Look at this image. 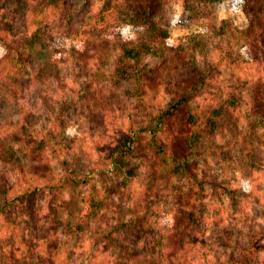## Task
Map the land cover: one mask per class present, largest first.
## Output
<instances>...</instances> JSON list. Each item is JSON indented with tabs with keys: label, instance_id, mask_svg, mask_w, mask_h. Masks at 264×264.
Masks as SVG:
<instances>
[{
	"label": "trees",
	"instance_id": "16d2710c",
	"mask_svg": "<svg viewBox=\"0 0 264 264\" xmlns=\"http://www.w3.org/2000/svg\"><path fill=\"white\" fill-rule=\"evenodd\" d=\"M172 1L201 26L177 45L163 24ZM222 1L0 0V264L24 257L28 264H255L264 255V202L260 212L249 209L264 179V0H241L245 28L220 18ZM66 69L74 98L58 92ZM226 69L232 81L222 77ZM51 80L59 84L54 93ZM126 81L134 82L141 113L125 103L133 112L120 127L113 114ZM29 92L58 95L63 113L80 107L94 139L64 114L31 137L40 116ZM223 133L231 135L227 148L218 143ZM99 152L104 159H95ZM232 152L234 161L224 163ZM210 155L222 159L199 169ZM114 178L132 200L130 216L101 215L112 204L106 181ZM176 178L191 197L172 215L150 198L172 190ZM97 179L104 184L93 191ZM68 191L75 218L58 216ZM223 195L231 214L244 216L240 237ZM212 230L224 249L210 240ZM86 239L108 251L76 254L73 243Z\"/></svg>",
	"mask_w": 264,
	"mask_h": 264
},
{
	"label": "rangeland",
	"instance_id": "374dc122",
	"mask_svg": "<svg viewBox=\"0 0 264 264\" xmlns=\"http://www.w3.org/2000/svg\"><path fill=\"white\" fill-rule=\"evenodd\" d=\"M200 5V4H198ZM217 9L219 12V16L222 19H231L238 27L245 28L248 25L247 18L245 14L241 10V0H223L217 5ZM163 24L167 27L169 33H170V43L173 45H177L179 43L180 38L184 37L185 35L192 33L196 31V29H200L201 26H198L196 24H191L187 20V13L185 9V5L182 1H172L168 4L167 10L165 12V16L163 19ZM126 33H130V30H127ZM145 36L144 34H140V37ZM19 55H24L26 53L25 50H18ZM64 76H68L66 87H63L62 89H59V84H54L53 80L48 81V86H50V93H54V90L58 88L59 95L60 93L68 94L71 96V98H74L75 96L71 93V90H73L75 82L69 78L71 71L69 69H66L63 71ZM101 77V76H100ZM222 77L227 81H232L233 78V71L231 69H226L222 72ZM120 93L121 98V105L122 108L120 110L114 112L113 116L118 119L117 124L120 127H124L127 123L128 115L132 113L133 111L130 110V108L125 109V103H128L126 106H133L135 107V112L133 113H139L140 110L136 107L135 101L132 98V91L134 88V82L132 81H126L122 85L117 87ZM64 91V92H62ZM58 96V95H57ZM57 96L55 97H47L46 99L38 98L37 94L35 92H29L27 96L28 102L32 105V109L34 112L40 116V122L37 123V125L34 126V129L30 131L31 137H37L38 134L42 131L44 127L49 125L50 121H54L56 117L61 116L62 114L64 119H68L70 121L71 128L74 129V127H81L84 132L87 134V136L91 139H94L93 129L89 126V121L84 115L82 109L80 107L74 106L66 113H63L59 105L57 104ZM59 98V96H58ZM125 109V110H124ZM141 113V112H140ZM139 121V119H138ZM34 134V135H33ZM260 134V133H259ZM257 134V136L259 135ZM256 136V137H257ZM255 137V141H257ZM259 138H261V134L259 135ZM218 143H220L221 148H227L231 141V135L230 133H223L218 138ZM93 143L90 142L89 148H91L90 153L93 154ZM101 155V158H105V152H99V154H94L95 159ZM240 155V154H238ZM235 153H230V155L227 157V160H224V163L232 162L235 159ZM206 159L201 161L199 164V169L205 170V169H211L216 167L215 164L222 159L221 155L218 157H214V155L206 156ZM86 163H88L87 160H84ZM83 161V163H84ZM91 163V162H90ZM257 186L259 187L258 193L256 197H253L252 203L249 207V209L253 210L256 209L259 210V204H263L264 202V179H261V177L258 180ZM107 185L110 187V196L112 197V204L105 207V209L102 211L101 215L106 214L108 217H113V219H116L118 215L124 214L126 217L133 214V209H130V206L132 205V200L128 198L124 194V188L120 185L119 179H107ZM103 180L97 179L93 184V191L101 190L103 187ZM191 197V193H189L187 182L183 178H176L175 186L170 191L161 190L159 192H155L153 195H151V205H156V207L160 208L161 210L167 209L169 213L173 209L181 210L182 208H186L188 205V201ZM224 202L226 204L222 206V209L225 212V215L228 214V221L231 223L235 230V235H239L241 232L244 233L246 222L244 221V216L242 214H231V212L228 209V206L230 204V199L228 196L223 195ZM77 203L75 201V197L72 193V191L67 192V197L63 206L62 211L58 214L64 215L66 217H76V210H77ZM181 213V212H180ZM172 214V213H171ZM173 215V214H172ZM181 216V214H178ZM183 215V214H182ZM254 217V216H253ZM108 222V221H107ZM253 223V222H252ZM259 225H263L264 219L263 217L258 222ZM3 224L0 219V240H2L3 237ZM58 231L63 234L66 232V226L64 224H60V229ZM210 234V240L217 245L223 244V238H214L213 235H216L215 231H211ZM237 237V236H236ZM141 240V239H140ZM139 240V241H140ZM135 243H139L138 241H135ZM76 248V254H81L82 251H84L86 254L89 253V249L91 248L92 252H96L97 249L98 252L96 253V256L103 255L108 251V247L106 245H103L98 239H86L81 242H75L73 243ZM224 245V244H223ZM219 246L217 248V252L222 249ZM226 246H223V249ZM89 255V254H88ZM87 255V256H88ZM22 264H28L30 262V259L27 257H24L22 260ZM255 264H264V255H259L258 259L256 260Z\"/></svg>",
	"mask_w": 264,
	"mask_h": 264
}]
</instances>
